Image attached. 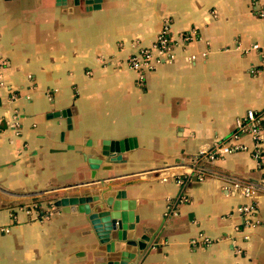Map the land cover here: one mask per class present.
Masks as SVG:
<instances>
[{
    "label": "crops",
    "instance_id": "crops-1",
    "mask_svg": "<svg viewBox=\"0 0 264 264\" xmlns=\"http://www.w3.org/2000/svg\"><path fill=\"white\" fill-rule=\"evenodd\" d=\"M262 10L264 0H0V264H96L104 224L53 202L96 197L98 220L110 191L134 202L127 238H146L129 264H264V192L246 217L250 201L230 191L238 179L264 185V152L224 156L203 180L158 173L264 112ZM164 29L171 62L139 80L126 61ZM127 138L137 146L119 162L90 167L102 141Z\"/></svg>",
    "mask_w": 264,
    "mask_h": 264
},
{
    "label": "built area",
    "instance_id": "built-area-1",
    "mask_svg": "<svg viewBox=\"0 0 264 264\" xmlns=\"http://www.w3.org/2000/svg\"><path fill=\"white\" fill-rule=\"evenodd\" d=\"M264 15V11L260 12ZM189 37L182 36L181 42H187ZM176 42H173L168 35V31L164 29L157 37L154 45L150 48H138L126 61V67L129 70L138 74L139 80H142L145 73L153 69V65L158 59L163 58V61L171 62L173 57ZM256 47H253L255 49ZM157 55V57H155ZM0 59V70L3 66ZM15 122L18 120L14 116ZM14 125H11V127ZM248 138L251 143V148L243 143L244 138ZM264 112L249 111L240 120L236 121L234 130L225 139L212 143L209 147L200 150L193 158H191L186 165L178 167V173L173 176H167L163 169L158 171L163 181L172 178L178 184L182 182L180 178H195L203 180L210 175V170L206 167L207 164L223 158L224 156L249 152L255 161H260L264 152ZM166 172V173H165ZM230 191L232 194L238 195L250 201V204L243 205L239 208V212L243 216L250 217L254 213V204L256 195L264 192L263 184H254L247 180H233L230 184ZM247 224V222H246Z\"/></svg>",
    "mask_w": 264,
    "mask_h": 264
},
{
    "label": "water",
    "instance_id": "water-1",
    "mask_svg": "<svg viewBox=\"0 0 264 264\" xmlns=\"http://www.w3.org/2000/svg\"><path fill=\"white\" fill-rule=\"evenodd\" d=\"M72 4L77 5L79 1L86 0H70ZM69 111L55 113L54 116L67 117ZM137 143L133 138H127L120 141H102L97 156H87L85 159L90 164L92 169L96 168L100 162H119L120 154L136 148ZM110 169V168H108ZM93 175V172H92ZM105 206L109 212L97 214H90L88 203L96 201V197L87 196H61L53 202V207L57 212L61 213H80L89 215L91 224L96 227V223L100 221L104 224V229L96 228L98 230L99 241L106 244L104 247L105 257L96 260V264H129L134 258L133 254L129 252L132 244H135L138 249L145 248L143 242L146 241L145 236H141L140 240H129L127 238V231L134 229V224L137 219L134 217L133 209L134 202L125 200V193L123 191L106 192ZM29 201L28 203H30ZM95 219V220H94ZM114 234L116 242L110 240V236Z\"/></svg>",
    "mask_w": 264,
    "mask_h": 264
},
{
    "label": "trees",
    "instance_id": "trees-1",
    "mask_svg": "<svg viewBox=\"0 0 264 264\" xmlns=\"http://www.w3.org/2000/svg\"><path fill=\"white\" fill-rule=\"evenodd\" d=\"M36 205L38 206V203H36ZM36 205H35V207H37Z\"/></svg>",
    "mask_w": 264,
    "mask_h": 264
}]
</instances>
